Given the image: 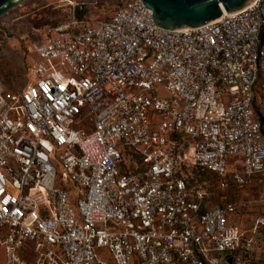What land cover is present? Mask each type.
<instances>
[{"label": "built area", "instance_id": "2783aa9c", "mask_svg": "<svg viewBox=\"0 0 264 264\" xmlns=\"http://www.w3.org/2000/svg\"><path fill=\"white\" fill-rule=\"evenodd\" d=\"M80 15L28 48L20 93L0 88L6 264L264 262V197L247 233L233 223L264 188V0L172 33L141 0Z\"/></svg>", "mask_w": 264, "mask_h": 264}, {"label": "rangeland", "instance_id": "374dc122", "mask_svg": "<svg viewBox=\"0 0 264 264\" xmlns=\"http://www.w3.org/2000/svg\"><path fill=\"white\" fill-rule=\"evenodd\" d=\"M26 0L21 5L13 8L0 17V39L4 46L0 50V88L3 94L20 93L30 79L28 63L37 59L35 53H28V48L34 50L35 45H40L46 30L58 24L68 23L74 13L81 12V19L87 21H100L112 18L119 8L128 0ZM82 8V11L81 9ZM264 111V110H263ZM92 117L84 114L83 120L77 122L75 128H84L85 124H92ZM196 172L193 171V174ZM195 178V177H194ZM57 187L63 183L58 179ZM212 181L202 185L210 188L211 196L218 202L232 201L237 203L236 193H220ZM226 197L227 199H223ZM264 197V188L249 189L240 195V199L249 200L252 205L250 212L234 217L233 223L247 233L253 219L261 212L257 203ZM216 205V204H214ZM264 241L257 242V249L263 247ZM252 256L246 264H260V257ZM26 260L28 255L24 256ZM5 248L0 242V264H6Z\"/></svg>", "mask_w": 264, "mask_h": 264}, {"label": "water", "instance_id": "95a60500", "mask_svg": "<svg viewBox=\"0 0 264 264\" xmlns=\"http://www.w3.org/2000/svg\"><path fill=\"white\" fill-rule=\"evenodd\" d=\"M26 0H0V17ZM153 12L155 25L166 32L196 29L237 13L256 0H141ZM232 263V260H229Z\"/></svg>", "mask_w": 264, "mask_h": 264}, {"label": "trees", "instance_id": "16d2710c", "mask_svg": "<svg viewBox=\"0 0 264 264\" xmlns=\"http://www.w3.org/2000/svg\"><path fill=\"white\" fill-rule=\"evenodd\" d=\"M264 123V121H263ZM195 180L197 181V183L199 184H204L205 182H209L212 181V177H210L209 175H207L206 173H202V172H196L195 174ZM194 184V182H193ZM196 185V184H195ZM260 264H264L263 261H258Z\"/></svg>", "mask_w": 264, "mask_h": 264}, {"label": "crops", "instance_id": "0c3cea01", "mask_svg": "<svg viewBox=\"0 0 264 264\" xmlns=\"http://www.w3.org/2000/svg\"><path fill=\"white\" fill-rule=\"evenodd\" d=\"M259 210H261V208H259Z\"/></svg>", "mask_w": 264, "mask_h": 264}]
</instances>
